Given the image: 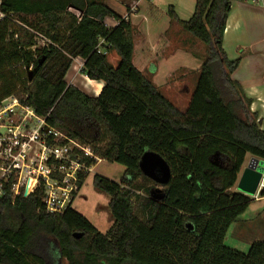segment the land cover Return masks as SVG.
<instances>
[{
  "label": "trees",
  "instance_id": "obj_1",
  "mask_svg": "<svg viewBox=\"0 0 264 264\" xmlns=\"http://www.w3.org/2000/svg\"><path fill=\"white\" fill-rule=\"evenodd\" d=\"M236 1L196 0L188 21L168 9L172 27L206 46L182 111L135 67L128 5L122 18L105 0H0V105L16 98L99 159L125 168L120 183L93 178L110 198L114 222L105 234L73 207L47 214L42 190H7L0 197V264H264V242L246 254L225 245L255 201L233 191L246 157L264 161V131L232 78L241 58L229 60L223 46ZM40 38L48 42L43 48ZM110 51L119 56L116 67ZM77 59L84 76L104 83L98 97L67 82ZM147 152L172 173L158 199L140 167Z\"/></svg>",
  "mask_w": 264,
  "mask_h": 264
},
{
  "label": "crops",
  "instance_id": "obj_2",
  "mask_svg": "<svg viewBox=\"0 0 264 264\" xmlns=\"http://www.w3.org/2000/svg\"><path fill=\"white\" fill-rule=\"evenodd\" d=\"M105 2L122 18L128 17L127 5L131 7L130 20L135 28V67L177 107L179 100L186 98V105L178 107L185 111L191 100V94H193L186 84L187 75L199 72L203 63L202 59L195 57L185 47L175 48L174 45L177 44L179 38V44L189 41L186 40L185 34L177 28V25L171 26L168 14L166 20L159 27L153 26L150 19L149 23L140 21L138 19L139 4L144 2L143 0H105ZM151 11L154 12L153 9ZM106 24L109 27L117 25L113 19H107ZM223 46L229 60L235 61L241 58L240 66L232 78L241 85L246 96L251 100V111L257 115L258 123L264 131V0H237L233 3L224 33ZM110 54H114L115 59L118 55L115 51H110L108 55ZM108 60L110 62L109 58ZM78 67H83V61L80 59L74 61L67 75V82L72 69H78ZM179 74L181 75L178 77ZM81 76L88 91L80 90L88 96L98 97L104 83L90 80L84 75ZM185 94H189L190 98L188 99ZM253 158L255 157L247 155L233 190H238L240 178ZM256 199H261V197L257 196Z\"/></svg>",
  "mask_w": 264,
  "mask_h": 264
},
{
  "label": "built area",
  "instance_id": "obj_3",
  "mask_svg": "<svg viewBox=\"0 0 264 264\" xmlns=\"http://www.w3.org/2000/svg\"><path fill=\"white\" fill-rule=\"evenodd\" d=\"M4 17L0 11V20ZM100 161L90 147L50 125L16 98L1 103L0 197L7 190L14 196L42 190L46 213L63 214L74 206L81 179Z\"/></svg>",
  "mask_w": 264,
  "mask_h": 264
},
{
  "label": "rangeland",
  "instance_id": "obj_4",
  "mask_svg": "<svg viewBox=\"0 0 264 264\" xmlns=\"http://www.w3.org/2000/svg\"><path fill=\"white\" fill-rule=\"evenodd\" d=\"M123 1V0H122ZM139 4V14L138 19L140 21L149 23V19L153 26L159 27L165 20L168 13L169 5H173L179 19L182 21H188L194 14L196 7V0H143ZM154 10L152 12L151 10ZM176 26V25H175ZM178 29L181 30L185 35V44L177 41L174 45L177 47H185L190 53L199 59H204L206 53V46L193 38L191 35L186 33L180 25H177ZM48 43L46 40L41 38L38 41V46L43 48L45 44ZM185 45V46H184ZM183 46V47H182ZM170 50V49H169ZM175 50V49H174ZM110 63L117 66L119 61V56L114 54L108 55ZM182 74V73H181ZM179 74L178 77L181 75ZM82 74V68H73L69 74L68 83L77 88L87 92L88 87L85 85V81ZM199 77V72L188 73L187 82L192 93L195 90L197 81ZM189 94H185L188 96ZM192 95V94H191ZM190 96H188V99ZM178 107H184L186 105V98H181L178 102ZM264 168V165H263ZM125 172V168L119 164L109 163L107 161L101 160L96 167L93 169L92 173L89 174L82 190L80 191L78 197L74 202L73 208L83 216H85L101 233H106L113 224V219L109 211V196L100 193L95 190L93 186L94 176H102L113 182L120 183ZM147 178V177H146ZM149 195H153L155 199L160 198L159 194L162 193L163 187L159 186L154 182H147ZM262 187H260L261 189ZM234 192H239L238 190H233ZM262 191V189H261ZM260 191V193H261ZM258 193L257 196H260ZM251 204L247 212L242 215L230 228L225 239V245L228 248L234 249L241 253H248L251 246L257 242H264V198L256 199ZM58 264H67L66 261L60 260Z\"/></svg>",
  "mask_w": 264,
  "mask_h": 264
},
{
  "label": "water",
  "instance_id": "obj_5",
  "mask_svg": "<svg viewBox=\"0 0 264 264\" xmlns=\"http://www.w3.org/2000/svg\"><path fill=\"white\" fill-rule=\"evenodd\" d=\"M264 162L258 158H253L245 168L238 183V191L250 198H256L261 189H263V168ZM141 170L145 177L158 184L159 186L167 185L172 173L169 165L162 157L155 153L147 152L140 163ZM262 185V188L260 189ZM25 196H28L26 192ZM81 236L77 235V238Z\"/></svg>",
  "mask_w": 264,
  "mask_h": 264
}]
</instances>
